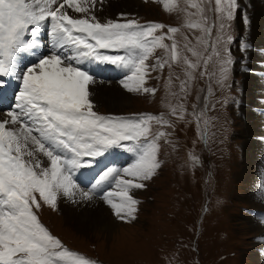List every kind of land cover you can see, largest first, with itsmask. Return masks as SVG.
Returning a JSON list of instances; mask_svg holds the SVG:
<instances>
[{
  "label": "snow or ice",
  "instance_id": "obj_1",
  "mask_svg": "<svg viewBox=\"0 0 264 264\" xmlns=\"http://www.w3.org/2000/svg\"><path fill=\"white\" fill-rule=\"evenodd\" d=\"M98 2L0 0V113L8 109L0 118V264H96L69 250L35 210L41 202L56 209L61 197L77 205L99 199L117 220L132 222L139 204L133 190L145 188L161 168L160 142L171 133L154 132L153 122L161 127L172 122L163 114L94 111L90 86L98 80L95 70L114 66L123 73L119 83L128 93L155 94L147 86L151 74L182 66L186 78L176 77L179 94L172 95L178 102L169 105L171 115L184 121L187 114L197 127L208 125L207 112L215 107L210 104L216 90L212 82L221 92L235 85L230 22L240 8L238 0H206L219 21L215 36L216 21L209 24L205 7L192 3L196 11L191 15L199 19L188 27L200 35L195 43L185 37L182 48L177 27L165 32L159 22L101 20ZM163 7L179 10L176 0H163ZM243 19L248 23L247 16ZM45 31L47 43L41 39ZM251 47L240 41L242 58ZM158 49L163 57L156 55ZM242 70L253 71L246 63ZM197 77L207 79L208 86L188 112L187 96ZM228 101L225 96L216 103ZM202 137L207 139L205 133ZM120 150L132 156L127 166L107 162Z\"/></svg>",
  "mask_w": 264,
  "mask_h": 264
},
{
  "label": "rangeland",
  "instance_id": "obj_2",
  "mask_svg": "<svg viewBox=\"0 0 264 264\" xmlns=\"http://www.w3.org/2000/svg\"><path fill=\"white\" fill-rule=\"evenodd\" d=\"M257 1L262 3V0ZM100 2L106 3L107 0ZM100 2L97 4L99 10ZM194 2L205 7L204 15L209 24L216 21L213 36L217 35L219 21L216 20L215 13L208 10L206 0H176L179 10L172 12L164 9L163 0H134L131 9H121L114 16L110 13L104 17H100L98 12L96 14L101 20L134 18L140 23H163L166 25L165 32L167 27H177L179 31L176 39L182 48L185 37L195 43V36L200 35L198 30L188 27L189 22L199 19L191 15L196 11L190 7ZM242 2L246 3V0H238L240 8L230 22V31L236 41L232 45L237 61L233 74L235 85L230 90L221 92L216 88L214 81L212 82L216 90L210 104L215 107H210L206 116L209 120V144L206 149L200 142V134L193 117L186 114L185 120L180 121L171 115L169 105L178 102L172 93L179 94L180 79L186 78L182 66L173 65L171 69L166 66L163 71L151 74L152 78L148 80L147 86L155 88V94L128 93L124 89V94L128 95L124 98L121 92L110 91L105 105L94 107V111L102 115L163 114L172 122V127H161L153 122V131L162 130L171 135L167 142H160L159 159L162 163L157 174L145 182V188L133 190L132 194L139 201L134 221L126 223L117 220L103 201L95 199L103 208L109 210L115 222L114 227L108 232L84 231L76 226L75 221L64 217V208L60 205L69 204L67 199L59 200L56 209L41 202V208L35 210L41 222L69 250L84 255L96 264H264V206H259L261 185L264 187V136L260 137L263 141H254L258 129L264 132V125L257 124L256 128L254 123L247 124L240 109L244 107L241 97L244 95L243 83H246L242 80L245 78V72L242 70L245 62L240 60V41L243 35L246 36L245 32L250 33L251 29V15H246L250 7L248 3L243 6ZM244 16L248 17V23L244 22ZM41 39L45 43L48 41L46 31ZM165 42L171 44L170 40ZM250 44L251 52L260 53L264 48L260 38ZM184 54L191 58L190 53L185 51ZM156 55L163 57V50L158 49ZM256 56L259 57L258 67L251 73L256 81L264 83L261 78L264 59L260 58L258 53ZM112 70L115 72L111 78H103L102 82L115 80L113 82L119 83L117 74L120 72L114 68ZM177 76L180 79H177ZM100 82L97 81L98 84H106ZM207 86V79L197 77L193 81L185 104L188 112L192 111L193 104L198 103L197 94L203 96V90ZM107 90L112 89L107 87ZM256 90L259 92L260 88ZM256 94L261 95L258 101L261 102L259 106L263 110L255 120L264 117V93L261 90V93L254 95ZM115 95L123 97L124 100L117 99ZM225 96L229 98L228 103H216ZM255 96L253 99H256ZM232 98H235L236 103L232 102ZM7 110V107H4L0 118ZM201 124L204 125L203 122ZM242 126H246L247 130L241 128L239 131ZM244 131L253 139L249 140L247 146L245 142L248 138L243 139ZM246 155L248 157H245ZM193 157L198 159V163L193 162ZM249 157V169L253 170L254 175L249 177L245 186L248 182L253 183L254 202L247 198L246 187L242 189L244 183L239 180V176L247 168L243 161L247 162ZM123 158L124 164L118 166H127L132 160V156L126 152H123Z\"/></svg>",
  "mask_w": 264,
  "mask_h": 264
},
{
  "label": "bare ground",
  "instance_id": "obj_3",
  "mask_svg": "<svg viewBox=\"0 0 264 264\" xmlns=\"http://www.w3.org/2000/svg\"><path fill=\"white\" fill-rule=\"evenodd\" d=\"M133 3H134V0H107L106 3L103 2L100 4L101 8L97 12L99 13L100 17L106 16L107 13H110L111 16H114V15H116V12L117 11L120 12L121 9H125V10L131 9L130 7H131V4H133ZM242 3H243V6H245L248 3V5L250 7V10L247 12L246 15H251V29H250V33L245 32L246 36L243 35V37L241 39L246 40L247 42L250 43V42H254V40L257 38H260L262 40V42L264 43V0H262L261 4L258 3L257 0H246V3L245 2H242ZM101 14H103V15H101ZM237 49H239V47ZM237 53L238 52H236V55H238ZM257 53H258V56H260V58L264 59V48H263V50L260 51V53L249 51L248 53H246V55H245L246 57H244V55H243V58H242V54L240 53V60L245 62L247 64V66L250 67L254 72H255L254 68L258 67L259 57L257 58V56H256ZM24 62L28 63L29 62L28 58H26ZM238 64H239V62H238ZM244 65L242 67H244ZM238 67H240V65ZM261 72H262L261 78H262V81H264V77H263L264 70H261ZM258 74H260V72H258ZM106 75H107V73H102L101 70H97V77L98 78L104 77ZM253 76H254L253 73L248 74L247 72H245L244 73L245 78H243V77H242L243 79L241 78L246 83H243L244 87H243L242 92H244V95H242V97H241V101H242V103H244V107H240V109L242 111V115L244 117L245 122L247 124H253L254 123L255 127H256L257 124H263L264 125V117L262 116V118H258L255 120L256 116L258 114H260V112L263 109H262V107L259 106V104L261 102L258 101V98L261 95L256 94V96H255L254 94L255 93H261V90L264 93V83L256 81L253 78ZM97 81L100 82L101 80H97ZM14 82L15 81H13V83ZM100 83H106V84L96 83V84L90 86V90L93 93L92 99L94 102V107L97 105H100V104L102 106H104L106 103V100L108 99L107 95L110 94L109 93L110 91L121 92V94L124 96V98L128 97V95L124 94V89L120 85V83L113 82V81L112 82H109V81L108 82H102L101 81ZM107 87H109V89H112V90H107ZM257 88H260L259 92L256 90ZM254 96L256 99H253ZM115 97L117 99L121 98L119 95H115ZM124 98L122 97L121 100H124ZM263 100H264V98H263ZM107 107H109V103H108ZM241 128L244 130H247L246 126L245 127L242 126V127H240L239 131L241 130ZM243 133H244L243 139L248 138L247 141L245 142V146H247L249 143V140L250 139L253 140V139H252V136L248 135L246 131H244ZM261 136L262 137L264 136V132H260L258 129L256 131L254 141L255 142H256V140L263 141L260 138ZM245 157H248V155H246ZM243 163L245 164V166H247V168L245 169L244 173H242V174L240 173L241 175L239 176V180L242 183H244V185L242 186V189H243V187L244 188L246 187L247 198L250 199L252 202H254L255 197L252 193V191L254 189L253 183L248 182L247 186H245L246 181L248 179H250L249 177H252V174H253V170L249 169L250 157L248 158L247 162L244 160ZM263 169H264V167H263ZM257 172H258V170H257ZM261 172H259V173H261ZM62 199L64 200L66 198L61 197L58 199V202H59V200H62ZM259 199H260L259 201H261V202H259V204H260L259 206H264V187H262V185H261V192H260ZM97 200H99V199H97ZM97 200H93L92 202H89V203H80L78 205L73 204L72 202L69 201V204H61L60 206L64 208V215H65L64 217L68 220L75 221L76 226H79L82 230H84V231H94V230H98V231L102 230L103 231L104 230V232H108L109 230L112 229V227H114V225H113V223H115L113 221L114 219H112V216L110 214L111 211L109 212L108 209L103 208L100 205L101 203ZM100 201H102V200H100ZM260 227L262 228L261 225H260ZM262 231L263 230H261V232ZM254 258H256V257H254Z\"/></svg>",
  "mask_w": 264,
  "mask_h": 264
}]
</instances>
